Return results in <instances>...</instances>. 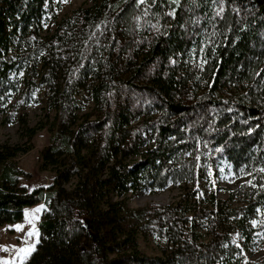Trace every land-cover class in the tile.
<instances>
[{
    "label": "trees",
    "instance_id": "1",
    "mask_svg": "<svg viewBox=\"0 0 264 264\" xmlns=\"http://www.w3.org/2000/svg\"><path fill=\"white\" fill-rule=\"evenodd\" d=\"M54 1L0 0V99L21 88L27 105L43 85L54 111L38 157L54 173L48 187H18L31 175L15 159L30 149L0 144V227L46 207L24 264H233L230 227L246 237L256 215L249 204L237 214L222 202L199 211L208 238L191 240L182 201L131 211L115 197L164 175L171 161L180 178L175 160L198 140L234 167L264 161V0H93L42 37ZM197 60L201 72L189 67ZM83 91L94 107L80 116ZM20 127L28 138L38 130L23 119ZM138 233L163 239L161 256L141 253Z\"/></svg>",
    "mask_w": 264,
    "mask_h": 264
},
{
    "label": "rangeland",
    "instance_id": "2",
    "mask_svg": "<svg viewBox=\"0 0 264 264\" xmlns=\"http://www.w3.org/2000/svg\"><path fill=\"white\" fill-rule=\"evenodd\" d=\"M93 0H56L53 3L54 18L49 14L42 23L40 35L42 37L52 34L57 23L75 10L88 7ZM29 64L17 73L15 81L19 85L25 82L26 70ZM196 72L202 71L201 63L197 60L190 64ZM42 69L39 65L36 69L35 81L39 83ZM18 92H8L5 99H0V144L19 145L30 150L19 154L15 159L17 166L31 175L29 179H19L18 187L31 191L36 187H48L54 173L50 168H39V152L49 144L52 135V123L54 111L46 108V89L39 85L29 104L19 103ZM78 113L80 116L92 113L93 102L85 91L77 96ZM21 119L28 129L38 128L32 138L27 137L25 130L21 129ZM193 142V141H192ZM194 151L184 153L175 160L182 162V176L174 175L176 164L171 161L167 165L166 172L158 174L155 178L139 180L135 189L115 197L131 211L162 207L182 201V209L188 213V217L194 220L192 230L185 234L191 238H208V221L202 218L199 211L214 209L217 202L225 204L230 212H239L249 204L255 210V218L249 223L246 237L241 236L234 226L229 234L231 243L236 252L233 264H264V161L248 162L240 166H233L227 158L218 152L217 148L205 145L201 140L193 142ZM129 162H140V157H132ZM72 183L66 185L71 189ZM261 196L256 199L255 197ZM115 196V195H114ZM41 209L37 212L36 209ZM259 210V211H258ZM46 207L39 204L25 209L20 222L6 224L0 227V264H24L30 254L35 250L38 242V225ZM237 218L230 216L226 225H231ZM19 228V230H17ZM29 233H32L30 236ZM192 240V239H191ZM137 249L149 257L161 256L166 248L163 239L149 234L138 233L136 236ZM21 249H33L28 254Z\"/></svg>",
    "mask_w": 264,
    "mask_h": 264
},
{
    "label": "snow or ice",
    "instance_id": "3",
    "mask_svg": "<svg viewBox=\"0 0 264 264\" xmlns=\"http://www.w3.org/2000/svg\"><path fill=\"white\" fill-rule=\"evenodd\" d=\"M141 3H143V0H140ZM261 171H264V169H261ZM37 212L41 211V209H36ZM259 211V210H258ZM17 230H19V228H17ZM29 235L31 236L32 233H29ZM33 249H21L20 251L24 252L25 254H28L30 251H32Z\"/></svg>",
    "mask_w": 264,
    "mask_h": 264
}]
</instances>
